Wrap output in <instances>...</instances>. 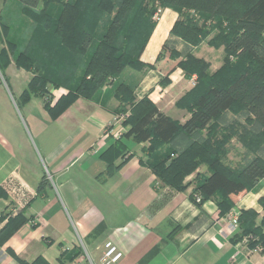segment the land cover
Segmentation results:
<instances>
[{"label": "crops", "instance_id": "obj_1", "mask_svg": "<svg viewBox=\"0 0 264 264\" xmlns=\"http://www.w3.org/2000/svg\"><path fill=\"white\" fill-rule=\"evenodd\" d=\"M13 4L0 3L1 19L8 23ZM177 20L172 9L159 10L139 58L144 68L127 69L122 76L136 102L146 98L182 125L190 112L185 108L188 102L183 106L180 102L194 96L197 76L186 74L177 61L189 56L202 59L208 64L205 73L212 76L225 55L222 47H209L207 40L191 46L172 34ZM164 46V58L158 62ZM169 51L180 58L169 60ZM216 53L218 62L213 59ZM4 71L0 75L20 79L22 74L27 82L17 89L22 122L0 121V231L16 216L26 221L0 245V264H19L15 259L31 264L38 258L47 264H100L106 242L122 253L116 264H264L262 247L251 248L244 238L236 242L238 230L227 234L234 213L253 210L259 215L257 223L264 216L259 204L264 178L220 216L214 199L193 200L196 182L210 175L206 165L184 178L183 191L165 185L148 166L147 161L157 156L179 153L192 138L179 135L159 150H151L149 141L125 138L129 127L125 119H116L120 102L113 86L91 99L78 97L52 119L40 97L22 101L30 73L13 63ZM166 75L169 83L163 85ZM0 93L6 96L3 87ZM48 93L52 107L68 92L59 88ZM126 110L129 117L130 108ZM228 116L225 122L237 118ZM233 148L226 159H240L246 165L254 157ZM231 161L227 164L237 165Z\"/></svg>", "mask_w": 264, "mask_h": 264}, {"label": "trees", "instance_id": "obj_2", "mask_svg": "<svg viewBox=\"0 0 264 264\" xmlns=\"http://www.w3.org/2000/svg\"><path fill=\"white\" fill-rule=\"evenodd\" d=\"M11 1L20 7V13L31 17L32 8L39 0ZM41 1L44 9L39 18V30L43 38H51L54 43L47 52L49 56H54L57 51L81 65L85 62L84 55L92 51L88 54L81 74L72 71L67 77L59 79V72H49L45 65L32 57L28 47L19 50L8 39L9 27L0 20V33L5 43V47L0 49V72L3 73L13 63L16 68L32 74L27 88L21 94L23 102H27L31 95L40 97L44 109L55 119L78 97L91 99L96 96L108 78H117L127 69L142 70L144 65L139 62V58L155 26L157 2L161 4L160 10L169 8L178 14L172 34L191 46H198L211 36L207 45L214 49L223 48V65L210 76L205 73L208 64L202 59L189 56L182 60L179 54L169 51V60L179 59L177 67L188 75L197 76L194 96H188L180 102L183 106L187 101L185 108L190 112V117L182 125L161 113L148 99L136 102L130 85L121 82L113 87L120 102L117 115L126 114V109L130 108V116L124 121L129 128L123 136L137 143L149 141L151 150H159L161 145L173 141L179 135L192 138L179 153L172 151L157 156L159 158L147 161L148 166L165 185L183 191L184 178L200 164L206 165L210 175L196 182L192 192L193 200L198 197L201 203L214 199L220 216L227 214L242 196L264 178V158L255 155L245 166L235 170L222 163L226 149H223L222 143L213 134L200 138L201 131L235 106L264 126V0ZM51 5L60 6V12L54 18L47 13ZM94 8L101 15L110 17L108 26L101 31L95 43L87 29V19ZM195 11L203 18L202 27L199 24L200 16ZM129 19L141 23V29L146 30L141 40L137 37L132 42L128 36L122 35L123 25ZM224 20L228 23L225 26ZM39 48L43 49L45 45ZM165 49V46L162 47L158 62L164 58ZM168 83L166 75L162 84ZM59 88L66 89L68 93L50 107L49 98L46 99L45 95L50 89ZM170 154L174 157L171 158ZM259 204L264 208V196L259 199ZM258 218L259 215L253 210L239 214L236 242L247 237L249 247L260 246L264 249V216L259 223ZM25 221L22 216L9 219L0 231V245ZM15 260L19 264H27ZM31 264L47 263L38 258Z\"/></svg>", "mask_w": 264, "mask_h": 264}, {"label": "rangeland", "instance_id": "obj_3", "mask_svg": "<svg viewBox=\"0 0 264 264\" xmlns=\"http://www.w3.org/2000/svg\"><path fill=\"white\" fill-rule=\"evenodd\" d=\"M160 5L161 4H158L156 2V15L161 9ZM59 7L60 6L58 5H51L49 10H47V13L51 18H54L59 14ZM43 9L44 7L42 1L39 0L38 3H36L35 7L32 8L30 14L31 17H26L25 15L20 13V7L16 3H14L12 9L10 10V13L13 12L12 15H10V18L12 20L11 23H8L5 19H1L0 16L1 22L9 27L8 39H10V37H13L10 41L15 43L19 50H26L28 47V50H30L32 57L45 65V67H47L46 69H48L49 72H59V79L67 77L72 71L73 73H77L78 75L81 74V72L84 70L85 63L88 60V54H90L92 50L88 51L89 53L87 52V55L85 54L86 56L84 55L83 60H85V62H82L81 65H77L74 59L67 57L65 54H60L57 51L54 53V56H49L48 51L54 45L53 40L51 38H43V34L39 30V18L43 12ZM190 13H192V11ZM197 14L200 16L199 13ZM198 15H195V18L199 19ZM200 19L201 20L198 21L201 25L203 18L200 16ZM109 20V16L101 15L99 10H97L96 8H94L89 14L87 19V29L90 35L94 37V43L100 36L101 31H103V29L108 26ZM226 24L228 23H223L224 26ZM200 27H202V25ZM218 30L219 28L215 31L217 32ZM145 31L146 30L141 29V23H134L132 19H129L128 23H125L123 25L122 35L128 36L131 41L134 42L137 37H140L141 40L145 34ZM41 45H45V48L40 49L39 46ZM204 46L207 47L206 45ZM4 47V37H2V34L0 33V49ZM214 57L215 58L213 59H217L216 61L218 62L220 56L216 53V56ZM33 68L35 67L33 66ZM33 72L38 74L37 71ZM39 72V74L41 75L42 72ZM30 75L32 76L31 73ZM0 76V88L3 87L6 93V96H2L0 93V121H6L9 124H12V121L21 123L23 120V113L21 109V103L18 98L17 89L24 88L27 81L24 79V75L22 74H20V79H17L16 77L14 79L12 78V76H7V74H3V76ZM121 82L125 83L122 74H120L117 78H108L104 87H115ZM45 97L46 99L49 98L48 92ZM9 102L10 106L7 105ZM227 113L237 117L236 120L232 122H225V117H229V114L222 113L214 122H212V124L208 128H206L204 131H201L200 134H213L216 140L222 143L223 149H226V154L222 159V163L228 167L238 170L245 166L244 163L246 161L242 163L240 159L235 160L233 157H230L229 159L232 160L231 162L235 163L237 161V165L234 166L230 163L227 164V161L229 159L226 158L229 148L234 147L233 149H235L236 151H240L241 155H262L264 157V126L257 123L252 117L247 114V112L240 110L237 106H235L232 111H227Z\"/></svg>", "mask_w": 264, "mask_h": 264}, {"label": "built area", "instance_id": "obj_4", "mask_svg": "<svg viewBox=\"0 0 264 264\" xmlns=\"http://www.w3.org/2000/svg\"><path fill=\"white\" fill-rule=\"evenodd\" d=\"M127 117L126 114L116 115V119L123 120ZM196 201L199 202L200 199L197 197ZM238 217L237 213H234L232 219L230 220L227 234H232L238 230ZM244 244L249 242L246 237L242 241ZM260 248L259 246H257ZM122 257V253L114 246L111 242H106L103 246V252L100 257V264H116Z\"/></svg>", "mask_w": 264, "mask_h": 264}]
</instances>
